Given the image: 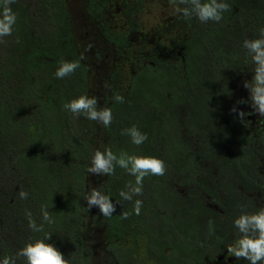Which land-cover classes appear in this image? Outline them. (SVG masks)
Segmentation results:
<instances>
[{"label": "trees", "instance_id": "1", "mask_svg": "<svg viewBox=\"0 0 264 264\" xmlns=\"http://www.w3.org/2000/svg\"><path fill=\"white\" fill-rule=\"evenodd\" d=\"M149 2H160L166 8L169 0H16L11 5L17 22L13 34L0 43V261L6 256L15 258L29 242L45 240L69 264H209L207 259H218L239 237L234 220L242 212L251 214L264 208V194L250 197L258 179L264 184V169L261 173L260 168L256 177L246 175L245 165L237 167L260 159L259 155L216 141L203 146L201 161L214 171L220 169L221 179H234L229 185L217 182L210 173H206L209 177L204 174L192 151L182 146L185 138L180 124L159 121L155 114L157 108L180 119L179 107L185 109L188 96L198 86L199 65L205 86L216 83L215 71H211L215 66L201 55L208 49H223L234 41L235 57L245 65L229 60L225 70L242 72L250 63L248 72L254 76V66L242 44L245 39L259 38V29L264 27V0H223L230 7L218 23L185 18L197 27L189 32V39L177 42L186 45L184 55L170 48L173 43L170 47L150 44L149 27L143 31L137 20L146 11L149 15L153 12L148 9ZM110 4L114 10L121 9L114 19L105 11ZM135 32L144 34V40ZM113 44L119 51L120 69L111 83L110 72L96 69L95 64H100L93 60L99 53L110 56ZM143 49L146 51H140ZM61 61H78L80 66L58 79L55 73ZM126 69L130 79L124 85ZM97 71L100 76L94 79ZM216 84L228 86L225 81ZM100 89L107 104L111 103L113 115L121 114L126 120L133 115L138 120L117 127L113 121L109 126L112 131L107 133L109 142L103 132L100 135L99 150L110 148L118 158L122 153L156 157L173 171L170 181L165 175L146 176L143 195L132 201L123 200L119 193L134 185L135 177L118 165L111 176L88 172L95 146L84 129L94 121L82 115L74 117L64 108L82 95L94 97ZM212 89L205 88L210 97L215 94ZM117 94L124 97L123 103L113 99ZM132 126L148 136L139 146L121 134ZM181 165L187 167L183 177ZM178 187L185 189L184 194ZM92 188L108 195L116 205L111 217L103 216L98 207L88 209L85 197ZM217 189L225 199L227 234L218 243L210 237L203 242L196 233H201L202 214L210 211L203 202L204 193L217 197ZM22 190L28 193L27 199L20 198ZM137 199L143 202L140 215L133 210ZM42 207L53 223L42 220ZM28 211L37 225H43V231L33 232L28 227ZM123 213H128L127 218ZM47 234H51L50 240L45 239ZM16 264H25L24 258L16 259ZM235 264L249 262L236 260Z\"/></svg>", "mask_w": 264, "mask_h": 264}, {"label": "flooded vegetation", "instance_id": "2", "mask_svg": "<svg viewBox=\"0 0 264 264\" xmlns=\"http://www.w3.org/2000/svg\"><path fill=\"white\" fill-rule=\"evenodd\" d=\"M117 6L119 5L118 1ZM167 8H164V13L162 15L155 14V12L150 13V33L153 36L152 46H157L162 43V47L173 48L174 51H177L178 54L184 55L187 48L184 46H179L177 42H184L189 39V32L196 30L197 23L192 24L190 22H185V17L176 11L177 7H182L180 5H172L168 3ZM120 8V7H119ZM168 9V12H167ZM113 9V4H110L109 7L105 10L109 14L110 18L114 19V16L120 11ZM136 16V15H135ZM134 16V18H135ZM194 22V20L192 19ZM97 26L93 25V28ZM97 29V28H96ZM135 36L142 38L144 40V34L139 32L134 33ZM112 53L110 56L108 54L102 55L99 53V57L93 60L97 65L96 69H103L102 72L109 71V81L112 83V78L114 73H116L120 68L118 65V59L116 58L117 53L119 52L116 46L113 44ZM92 51V47L89 46ZM145 48V47H143ZM109 49L108 46L104 50ZM234 41L228 42L227 47L223 49L212 50L208 49L205 53L201 54L203 58H206V62L211 59V62L215 67L211 68V71H215L216 83L217 81L228 82V86L219 85L212 83L211 85L204 83L203 75L201 74V65H199L197 72L199 73L200 79L197 80L198 86L195 87V90L190 93L187 98V106L185 109L180 108L181 121L178 117H173L166 110L162 111L155 108V114L158 117V120L167 122L171 124H180L182 131L184 133L183 147L187 150H191L194 156L198 159L197 163L201 165V170L204 171V174L209 177L206 173H210L212 179H217V182H225L226 185H229L234 181L233 176L220 177V169L215 167V171L209 163H204L201 161V151L203 146L214 143V141L228 145L230 147H235L241 150L242 152L248 151L253 154L259 155V158L252 161H246L245 173L247 176H256L258 177V170L262 168L261 173L264 169V123H261V120L264 117L259 116L251 107L250 102V93L249 90L244 87V81H251L253 76L250 71V63L247 67L244 66L242 72H237L235 69L227 72L225 70L226 64L229 60H238L242 64L243 61L240 58H236L234 54ZM146 51V49L140 50ZM139 51V52H140ZM138 52V53H139ZM101 54V55H100ZM248 60V59H247ZM222 65L220 67V64ZM147 61L143 62V65H146ZM245 65V64H244ZM252 65L251 67H253ZM101 72L97 71V74L100 76ZM225 74H228L227 76ZM205 86V87H204ZM212 87L213 92L215 93L213 97H210L206 94L205 88ZM94 97L98 99V108L107 107L109 108L110 104H107L106 95L103 92H98ZM239 101H245V103H238ZM171 106L174 107V104L171 102ZM178 106V104L176 105ZM236 107L237 111L233 112V107ZM225 108V109H224ZM243 111L245 113H252L245 117V120L248 121V124L241 122L239 118V112ZM137 117L133 115L128 116V120L124 119L120 115H113V121L115 122L114 126H120L125 123L136 124ZM112 121V122H113ZM139 121H137V126ZM111 126V127H114ZM155 128H152L154 130ZM112 131L110 127H103L97 121L94 123L86 124L84 129V134L89 137V142L95 146V151L99 149V141L101 139L100 135L103 132L105 136V142L109 140V135L107 134ZM194 133L190 137H187V134ZM109 142V141H108ZM185 163L187 158L183 157ZM183 171L180 175H187V167L181 165ZM236 167V168H237ZM235 168V170H236ZM234 170L233 174L236 172ZM173 171L172 168H167L165 177L168 181L171 180ZM258 178H255L257 180ZM164 184V183H163ZM253 193L250 194L251 199H254L258 195L264 194V184H260V179L255 183ZM144 187L150 188L148 184H145ZM180 192L184 194L185 189L178 187ZM217 197L208 195L204 193V204L205 207L210 211L209 213H204L203 215V224L200 227L201 233H196L197 237L204 238L203 242H206L208 237L212 238V242L218 243L220 240H225V235L227 234L225 230L226 222V208L224 203V195L221 189H217ZM167 198V195L164 196ZM166 201V200H165ZM165 207V202L164 206ZM138 256V255H137ZM209 264H235L236 257L230 256L228 250L225 249L218 259H207ZM124 264V263H122Z\"/></svg>", "mask_w": 264, "mask_h": 264}, {"label": "clouds", "instance_id": "3", "mask_svg": "<svg viewBox=\"0 0 264 264\" xmlns=\"http://www.w3.org/2000/svg\"><path fill=\"white\" fill-rule=\"evenodd\" d=\"M15 2L16 0H0V43H5L3 38L13 34L17 15L13 12L11 5ZM169 3L182 6L177 7L176 11L186 19H191L194 16L202 23L220 22L223 19L222 13L228 11L230 7L223 0H169ZM242 48L246 50L247 57L254 65L253 79L245 80L244 87L249 90L252 109L259 116L264 117V27L259 29V38L245 39ZM79 66L78 61H61L55 76L58 79H63L74 73ZM113 99L117 103L124 102V97L119 94L115 95ZM238 103H245V101ZM64 108L74 117L78 118L82 115L89 120L97 121L105 128L109 127L113 121L111 108H98L96 97L82 95L66 103ZM232 111H237L235 106ZM251 114L240 111L241 122L247 125L248 121L245 120V117ZM261 123H264V119L261 120ZM121 134L130 136L132 143L137 146L148 139L147 134L142 133L136 126L124 129ZM117 165L135 177V184L127 185L128 190H121L119 193L125 201H132L134 196L143 195V180L146 176H163L166 173L165 162L159 158L128 155L127 153H122L118 158L110 148L104 151L97 149L87 170L91 174L111 176L115 175ZM19 195L21 199L28 197V193L23 190ZM85 199L89 210L92 207H98L105 217H111L116 211V205L112 199L97 188H92ZM117 203L120 202L117 201ZM142 206L141 200H135L133 210L136 215H140ZM123 215L127 218L128 213H123ZM26 216L29 221L28 227L33 232L43 231V225H37L30 211L26 212ZM42 220L49 224L53 223L52 217L45 207H42ZM234 227L240 235L233 244L227 247L228 254L235 256L237 260H246L249 264H261L264 261V208L251 214L242 212L234 220ZM45 239L50 240L51 234H47ZM21 257L24 258L25 264H69L64 255L45 240L27 243L16 253L15 258L6 256L0 261V264H16V259Z\"/></svg>", "mask_w": 264, "mask_h": 264}, {"label": "rangeland", "instance_id": "4", "mask_svg": "<svg viewBox=\"0 0 264 264\" xmlns=\"http://www.w3.org/2000/svg\"><path fill=\"white\" fill-rule=\"evenodd\" d=\"M75 6H76V5H75ZM166 8H167V7H166ZM148 9L153 10V11L155 12V14L162 15V14L164 13V6H163V4L160 3V2H153V3L149 2V4H148ZM167 12H168V9H167ZM149 19H150L149 11H146L145 14L140 15V16H138V18H137L138 22H140V23L142 24V25H141L142 30L145 31V32L148 31V27H149V29H150ZM82 27H83L82 24L78 25V29L81 30ZM87 28H88V27H86V29H87ZM123 61H126V60H123ZM125 67H126V66H125ZM95 78H99V75L96 74V75L94 76V79H95ZM129 79H130L129 69H126V71L124 72V79H123V81H124V85L128 84ZM99 91L103 92V89H100Z\"/></svg>", "mask_w": 264, "mask_h": 264}]
</instances>
